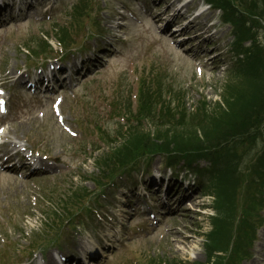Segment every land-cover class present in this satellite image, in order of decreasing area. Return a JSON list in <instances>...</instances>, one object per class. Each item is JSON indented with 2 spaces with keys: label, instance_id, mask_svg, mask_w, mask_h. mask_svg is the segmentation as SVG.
I'll return each instance as SVG.
<instances>
[{
  "label": "rangeland",
  "instance_id": "1",
  "mask_svg": "<svg viewBox=\"0 0 264 264\" xmlns=\"http://www.w3.org/2000/svg\"><path fill=\"white\" fill-rule=\"evenodd\" d=\"M75 1L56 0L52 5L50 19L46 14L44 19L36 22L33 19L41 15L44 8L42 3L39 4V0L37 2L31 0L29 4L22 5L25 11L21 14L26 15L27 12L30 18L19 20L15 18L12 21L6 19L0 22V79L3 78L1 80L3 85L7 89L10 88L11 100L8 102L10 111L7 118L15 120L12 127L9 126V134L10 136L17 135L20 139L24 138L28 140L30 146L38 147L42 152L47 153V158L43 160L51 164V167L46 170L27 175L19 171L13 175L0 171V257H3L8 250L13 258L12 261L23 260L27 255L30 238L36 232L40 235L39 239L44 241L56 230L57 223L50 224L53 227L47 233L42 232L47 220H41L42 212L36 204L43 200L42 189L61 190L63 185L71 181L80 182L81 178L85 175H92L96 170L92 155L100 153L105 147L102 142L95 143L94 125L98 123L103 127L115 128V124L110 123L117 119L116 115L112 117L111 101L117 104L118 113L116 109L115 114L119 117L127 111L130 105L135 111V103L131 100H134L138 79L148 76L150 71L158 72L163 79L167 80L166 84L162 81L163 87L169 84L170 79L183 84L187 91L185 99L189 106L198 103L203 96H207L208 99H218L228 79L227 72H222V68L212 71L211 60L215 55V50L212 48H215L217 40H212L211 45H208L209 48L201 50L198 48V41L191 40L195 30L186 29L183 33L187 35L182 36L186 39L177 45L174 37L170 38V33L161 28L165 20L153 25L152 13L164 12V17H167L169 13L165 10V4H160L158 0H89L88 10L91 4L95 3L94 6L92 5L93 11L80 17L75 16V9L72 8ZM129 5H134L132 11L139 22L128 17L130 13L127 14L126 9ZM122 7L126 14L123 27L113 23L114 19L118 20L116 9ZM143 7L146 9L150 7L152 11L149 10L150 12L142 14L140 11ZM100 8L104 9L99 13L97 9ZM79 9H84L83 4H80L76 10ZM111 26L115 27L114 32L120 34L119 39L113 40L114 38L110 37ZM65 27L69 29V36L72 37L71 44L76 49L91 47L95 42L98 46L100 42L104 43L103 48L98 51H102L103 60H107L97 71L94 66H91L88 71L78 76L74 84L72 83L73 77L71 81L66 80L62 87H67L69 81V85L73 86L72 90L46 89L51 93L66 95L61 102V112L67 126L76 132V136L70 135L56 121L48 98H46L48 94L43 93L44 91L39 94L28 93L24 90L12 92L20 86L18 85L20 82L12 85L17 71L29 72L31 68L44 62L42 56H37L29 51V48L38 49L39 39H47L52 46L49 56L60 53L61 47L56 39H59ZM221 28L224 34L228 30L226 41L232 39L230 28L227 25H222ZM88 32L93 33V36L85 40ZM224 37L225 35L218 42V50L220 48L223 51ZM209 50H212V53H208ZM201 51L205 53L204 58L194 57L196 52ZM229 54L230 51L221 53V60L218 59V61L227 60ZM196 65H202L200 67L203 71L199 74L200 76L194 72ZM35 74L37 73H33L32 79L36 77ZM149 75L153 76V74ZM163 87L161 88L164 89ZM190 87L196 88V91L190 92ZM132 115L133 113L130 114ZM159 161V158L153 160L151 167H162ZM203 165L204 162H200L189 167L194 170L197 178L192 188L195 196L201 194L199 182L205 180L206 177L203 171L200 174L195 173V169ZM145 179L148 180L146 177L141 181ZM139 180V173L131 172L126 179L121 178L119 181L124 186L123 191L116 188L106 190L107 195L101 197L98 203L99 208L103 205V209H106L109 204L110 211L108 212L111 217L107 223H102L101 229L89 230L80 237L73 236L72 231L67 227L58 243L59 247L69 250L74 255H79V250L87 240L94 245L93 250H96V252H91L95 262L90 264H148L147 259L153 255L160 258L205 261L207 253L202 245L205 238L200 236L203 218L199 214L188 211L189 213L185 214L179 213V216L173 220L167 219L156 230L149 228L143 220L146 216L132 209L134 202L141 198L140 195L126 197L130 189H135V181ZM84 184L89 189L93 187L91 180ZM124 198H133L131 205L125 208L118 203ZM178 199L179 197L170 198V207ZM113 206H115L114 212L111 209ZM132 212L135 213L132 214ZM205 225L206 228L209 227L208 222ZM173 227L180 228L186 234H193L194 237L187 245L188 249L180 252L170 251L173 249L171 246L176 237L175 232L171 230ZM107 233L110 237L104 242L100 237ZM45 243L46 249L43 253L51 255V245ZM18 244H20L19 250L13 256ZM175 245L180 246L179 243H174ZM65 252L68 253V251ZM252 253L251 258L243 260L240 264H264V225L258 231ZM91 254L87 256L91 258Z\"/></svg>",
  "mask_w": 264,
  "mask_h": 264
},
{
  "label": "trees",
  "instance_id": "2",
  "mask_svg": "<svg viewBox=\"0 0 264 264\" xmlns=\"http://www.w3.org/2000/svg\"><path fill=\"white\" fill-rule=\"evenodd\" d=\"M233 1L228 0V3ZM258 77V74L248 75L246 78L235 79L227 85L223 97L224 106L217 105L209 114L205 106L193 113L187 112L178 104V107H171L169 105L171 101H145L140 105L138 121L141 125V121L149 120L154 129L130 134L119 146L106 152L105 156H101L99 159L102 158L103 163V167L100 168L102 177L113 178L117 172L135 163L142 156L162 154L168 160L189 158L191 155L209 157L212 149L209 143L238 132L240 127L252 120L251 114L256 116L252 123L261 119L264 113V84L258 82ZM82 193L73 191L59 201L75 205ZM220 198L221 202L218 205L225 208V199L223 196ZM220 220L229 223L225 218ZM239 225L242 226V221ZM218 234L226 236L228 231L218 230Z\"/></svg>",
  "mask_w": 264,
  "mask_h": 264
},
{
  "label": "bare ground",
  "instance_id": "3",
  "mask_svg": "<svg viewBox=\"0 0 264 264\" xmlns=\"http://www.w3.org/2000/svg\"><path fill=\"white\" fill-rule=\"evenodd\" d=\"M14 0H12L13 2ZM5 4V3H3ZM163 13L162 12H157V14L154 16L155 18V21H157L158 19H161ZM168 23V22H167ZM199 35L195 36L194 38H197ZM210 40L209 39H205L206 42H204L202 45H205L208 41ZM0 151H3L5 153H10L11 150L9 149V144L3 146L2 148H0ZM152 184V182H150ZM180 192V189L179 188H174V187H171L169 190H168V193L169 195L173 192ZM135 206V205H134ZM179 206H182L181 202L179 203ZM177 210H175V213H176ZM172 220L174 219V217L171 218ZM172 231L175 232V239H174V243H179L180 246H174V243L172 242V246L173 249L170 250V251H175V252H180V251H184L188 246V244L191 242L192 238H193V234L189 233V234H186L184 233L183 231L180 230V228H176V227H173L171 229ZM49 264H53L51 261L49 262Z\"/></svg>",
  "mask_w": 264,
  "mask_h": 264
}]
</instances>
